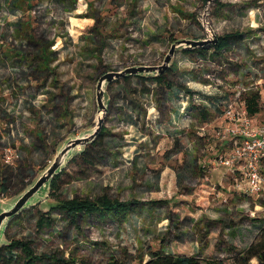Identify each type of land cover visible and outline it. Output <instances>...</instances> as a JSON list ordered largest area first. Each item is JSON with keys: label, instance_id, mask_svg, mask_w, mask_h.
<instances>
[{"label": "rangeland", "instance_id": "374dc122", "mask_svg": "<svg viewBox=\"0 0 264 264\" xmlns=\"http://www.w3.org/2000/svg\"><path fill=\"white\" fill-rule=\"evenodd\" d=\"M204 20L217 36L239 30L247 37L217 54L177 51L170 77L202 91L217 77L247 87L263 78L264 86V0H0V180L6 187L0 210L38 178L63 142L94 127L102 71L159 65L174 41L206 37ZM38 44L48 46L47 68ZM160 91L136 77L112 83L104 122L109 151L94 165L68 160L55 194L108 193L134 202L127 218L93 214L71 222L54 209L52 225L37 230L38 210L47 211L55 197L48 190L9 225L8 237L31 239L37 254L73 255L77 264H105L111 256L146 260L151 250L242 264L240 252L264 234V197L238 189L218 162L224 149L216 152L211 130H203L204 104L175 116L181 103ZM7 147L12 164L3 161Z\"/></svg>", "mask_w": 264, "mask_h": 264}, {"label": "trees", "instance_id": "16d2710c", "mask_svg": "<svg viewBox=\"0 0 264 264\" xmlns=\"http://www.w3.org/2000/svg\"><path fill=\"white\" fill-rule=\"evenodd\" d=\"M96 23L98 19L92 16ZM27 30L25 32H28ZM28 36L31 37V32H28ZM200 38V37H199ZM243 39V34L238 30L230 31L224 33L222 35H218V41L214 45H208L204 47H196L192 49H183L184 52H204L208 48H212L213 53H221V51L232 44L237 43L238 41ZM40 61H43L42 67H46L48 59L46 56V51L48 50V46L44 48H40ZM171 66L165 73L159 75H130L121 79H117L115 82L120 80L129 81L131 78L136 77L143 79L145 81H152L156 85L157 88L161 89L160 93L162 94H170L177 93L180 90L190 92L183 83L172 79L170 77L172 72ZM47 68V67H46ZM106 71H102L104 73ZM114 83V82H113ZM112 84V83H111ZM110 84V85H111ZM109 85V86H110ZM259 93L251 92L246 94V107L250 115L255 114L259 111ZM112 98L110 96V104L111 105ZM109 111V109H108ZM205 111L201 113L202 118L204 119ZM105 125H103L101 132L99 135L85 148L71 158L72 161H76L78 159H82L85 163L88 164H96L97 161L103 160L106 153L109 151V142L105 141ZM65 171L62 169L58 174H56L49 185V196H55L56 192L61 188V175ZM27 186V185H26ZM25 186V187H26ZM24 187V188H25ZM21 188L19 193L24 189ZM0 191L5 192L6 187L4 183V179L0 180ZM57 197V198H56ZM134 202L131 201H120L118 198H113L108 193H102L101 195H97L94 198L91 197H72L67 199L59 198L58 196L53 197V203L50 204L47 211H43L42 209L38 210V217L36 220L37 230L44 229L45 226L52 225V217L50 216V212L54 209H61L65 212L71 222H76L79 218L87 215L98 214L99 216H107L112 217L116 220L123 221L128 217V213L133 210ZM36 204L31 205L29 208L23 210L20 214L15 216L8 224L5 231L6 241L0 245V261L5 262V264H12L13 262H19V260L23 261V264H36L39 261L48 260L50 264H75L76 258L73 255L65 258L64 256H57L48 253L37 254L33 247V241L27 238H9L7 229L9 225L16 219L20 217L24 212L30 211L35 208ZM242 264H249L250 260L255 258L258 264H264V234H262L259 238H257L254 242H252L246 249H243L240 252ZM127 258V257H126ZM137 261L138 264H223L222 262L216 260L215 258H208L201 260L195 255H180L167 253L163 250H151L149 258L144 260L142 255H131L127 260L117 259L116 256H111L109 260L105 264H130V261ZM240 260V259H239Z\"/></svg>", "mask_w": 264, "mask_h": 264}, {"label": "water", "instance_id": "95a60500", "mask_svg": "<svg viewBox=\"0 0 264 264\" xmlns=\"http://www.w3.org/2000/svg\"><path fill=\"white\" fill-rule=\"evenodd\" d=\"M202 25L206 29V37H188L174 41L161 64L132 65L119 71H107L99 77L96 85V99L99 114L96 117L94 127L63 142L51 163L42 171L38 178L27 185L10 205L0 210V245L5 242L2 241V239L5 236V231L9 222L23 210L34 205L35 202L40 201H34V199L40 196L41 193H45L49 190L52 178L63 169L65 163L73 156L80 153L86 145L91 143L99 135L105 122V115H107L109 109V85L117 79L130 75H159L165 73L172 66L177 51L216 44L218 36L214 29L209 26L206 20L202 22ZM106 92L108 94L107 100Z\"/></svg>", "mask_w": 264, "mask_h": 264}, {"label": "built area", "instance_id": "2783aa9c", "mask_svg": "<svg viewBox=\"0 0 264 264\" xmlns=\"http://www.w3.org/2000/svg\"><path fill=\"white\" fill-rule=\"evenodd\" d=\"M217 78V82L206 85L203 89L205 93L212 95L220 92L224 83L221 78ZM241 89L246 90L244 87ZM179 99L182 111L190 101L202 102L201 94L196 92L182 91ZM218 106L223 109L225 116L232 124L219 127L216 138L232 141L234 148L228 154L220 153L217 157L218 162L228 169L237 170L235 186L238 189L248 194L264 197V122L257 126L253 124L245 99L221 98ZM203 130L206 129L203 127ZM12 149L7 147L3 157V161L9 164L13 163Z\"/></svg>", "mask_w": 264, "mask_h": 264}, {"label": "crops", "instance_id": "0c3cea01", "mask_svg": "<svg viewBox=\"0 0 264 264\" xmlns=\"http://www.w3.org/2000/svg\"><path fill=\"white\" fill-rule=\"evenodd\" d=\"M233 31H235V30H233ZM246 37L247 36H243L242 41L241 42H237L234 45L238 47L239 45H241L242 43H244V40L246 39ZM234 49H232V50H234ZM261 59H262V61L261 62L259 61L260 68L263 67V69H264V56L263 57H260V60ZM262 63H263V65H262ZM256 67H257V65H254V66H251L249 68L251 70H253V69H256ZM245 76H246V74H245ZM243 77H244V75H242L240 78H243ZM252 78H254V77L252 76ZM224 80H226L225 81V85L221 86L220 92L219 93H216V94L209 95V94L205 93L204 91H202V89H200L201 87L200 88L194 87L193 89H191L190 87H188V89H190V92H192V93L193 92L194 93L196 92V93L201 94L202 104H204V107L206 108L205 109L206 110L205 112H207V113H209V115H211V119L208 118L209 119L208 120L207 119V116H206V118L203 119L204 120V126L203 127H205L208 130V132H209V130H211L210 132H212V133H208V134H210V136L212 135V139L210 140V138H209V140H210V142L212 144L213 143L216 144V146H214L216 148V152H218V150L221 151L220 146H222V150L224 149V151L222 153H227L228 154V153L232 152L233 149H234L233 148L232 141L230 142L228 140H220V139L216 138V132H217V130H218L219 127H221V126H223L225 124H232V123L225 116V114L223 112V109L220 106H218V101L221 98H228V97H232V98L238 97L240 99H245L246 100V98H245L246 94H249L251 92H258L259 95H260V97H259V106H260V109H259V111L257 113L251 115L252 120H253V124L257 126V125L262 124L264 122V86L262 84L263 78H258V80L256 82V85L257 86H255V87H251V86L250 87H247V86H244V84L242 82L231 85L230 83H228V81L230 80V78H229V80H227V78L224 79ZM191 82H193V81H190V84H191ZM193 83L197 85L196 82H193ZM241 87H244L246 90L244 91L243 89H241ZM182 91L183 90H180L176 94L175 93L173 94V97H175V99L178 101V105H180L179 104V102H180L179 94ZM195 105H197V103H195L193 101H190L189 103H187L185 109L182 111L181 110L182 104H181L180 105L181 106L180 108L178 106V109L176 111L175 116L178 114L177 112L180 113L181 111L182 112H185L183 114V116H185V114H187V112H189L191 110V108L193 106H195ZM198 114L200 115L201 113H198ZM174 128H176V127H174ZM199 134L202 135L203 132L202 133H199ZM226 169L228 171H230L229 172L230 175L233 176V179L235 180V177L237 176V170L236 169H228V168H226Z\"/></svg>", "mask_w": 264, "mask_h": 264}, {"label": "bare ground", "instance_id": "6f19581e", "mask_svg": "<svg viewBox=\"0 0 264 264\" xmlns=\"http://www.w3.org/2000/svg\"><path fill=\"white\" fill-rule=\"evenodd\" d=\"M81 24V23H80Z\"/></svg>", "mask_w": 264, "mask_h": 264}]
</instances>
